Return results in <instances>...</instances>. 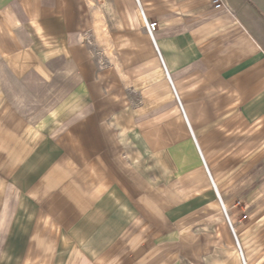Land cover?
I'll return each instance as SVG.
<instances>
[{
	"label": "crops",
	"instance_id": "obj_1",
	"mask_svg": "<svg viewBox=\"0 0 264 264\" xmlns=\"http://www.w3.org/2000/svg\"><path fill=\"white\" fill-rule=\"evenodd\" d=\"M224 3L0 0L16 264H264V0Z\"/></svg>",
	"mask_w": 264,
	"mask_h": 264
},
{
	"label": "rangeland",
	"instance_id": "obj_2",
	"mask_svg": "<svg viewBox=\"0 0 264 264\" xmlns=\"http://www.w3.org/2000/svg\"><path fill=\"white\" fill-rule=\"evenodd\" d=\"M54 94V93H52ZM38 103L33 101H24L19 103L15 101L17 108L25 114V116L32 123H45L47 124L52 119H47L49 112L58 103L53 95L46 97L44 100H36ZM60 119V118H59ZM56 120V126L63 125L65 120ZM22 229L15 231V236H21ZM6 239V238H5ZM0 240V264H16L17 258L21 251L23 240Z\"/></svg>",
	"mask_w": 264,
	"mask_h": 264
},
{
	"label": "built area",
	"instance_id": "obj_3",
	"mask_svg": "<svg viewBox=\"0 0 264 264\" xmlns=\"http://www.w3.org/2000/svg\"><path fill=\"white\" fill-rule=\"evenodd\" d=\"M211 4H212V7L215 8V9H219V8H222L225 6V3H224V0H210ZM143 23H144V26H145V29L147 31V33L149 34L150 38L152 39V41L154 42V33L156 31V28H157V22L155 21H148L144 16H143ZM163 64V63H162ZM163 68L165 69V66L163 64ZM166 71V69H165ZM176 100L178 102V99L176 97ZM179 103V102H178ZM212 183V186L214 187V184L213 182L211 181ZM223 213H224V216L226 218V220L228 221L229 223V226H230V229L233 233V235L235 236L234 234V231H233V228H232V225L230 224V221H229V218H228V215H227V212L225 209H223ZM238 245V243H237Z\"/></svg>",
	"mask_w": 264,
	"mask_h": 264
}]
</instances>
